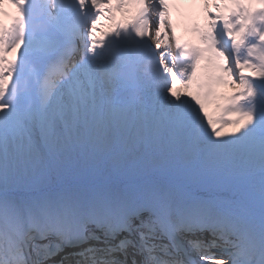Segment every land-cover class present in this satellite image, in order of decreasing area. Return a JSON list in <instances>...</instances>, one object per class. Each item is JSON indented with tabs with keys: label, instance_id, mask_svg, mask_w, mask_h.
<instances>
[{
	"label": "snow or ice",
	"instance_id": "obj_1",
	"mask_svg": "<svg viewBox=\"0 0 264 264\" xmlns=\"http://www.w3.org/2000/svg\"><path fill=\"white\" fill-rule=\"evenodd\" d=\"M0 264H264V0H0Z\"/></svg>",
	"mask_w": 264,
	"mask_h": 264
},
{
	"label": "bare ground",
	"instance_id": "obj_2",
	"mask_svg": "<svg viewBox=\"0 0 264 264\" xmlns=\"http://www.w3.org/2000/svg\"><path fill=\"white\" fill-rule=\"evenodd\" d=\"M5 12L6 13H8V14H11V13H13V11L11 10V8H5ZM8 20V16L6 15L5 16V22ZM105 24V23H104ZM9 58H11V56H9ZM177 87H180V85H177ZM229 89H231V88H229ZM224 91H226V90H224ZM231 91H232V89H231ZM227 92H230V90H227Z\"/></svg>",
	"mask_w": 264,
	"mask_h": 264
}]
</instances>
